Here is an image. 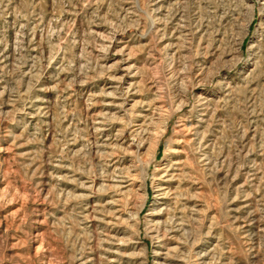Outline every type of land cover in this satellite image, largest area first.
Instances as JSON below:
<instances>
[{
  "label": "rangeland",
  "instance_id": "1",
  "mask_svg": "<svg viewBox=\"0 0 264 264\" xmlns=\"http://www.w3.org/2000/svg\"><path fill=\"white\" fill-rule=\"evenodd\" d=\"M163 261L264 264V0H0V264Z\"/></svg>",
  "mask_w": 264,
  "mask_h": 264
},
{
  "label": "bare ground",
  "instance_id": "2",
  "mask_svg": "<svg viewBox=\"0 0 264 264\" xmlns=\"http://www.w3.org/2000/svg\"><path fill=\"white\" fill-rule=\"evenodd\" d=\"M174 44V43H173ZM3 59V58H2ZM135 105V104H134ZM144 123V122H142ZM139 125V124H138ZM196 125V124H195ZM142 126V125H141ZM182 129V128H181ZM185 129V128H184ZM202 132V131H201ZM183 159V158H182ZM186 160V159H185ZM182 161V160H181ZM180 161V162H181ZM170 165V164H169ZM181 163L179 162H176L175 161V165L173 166V164L166 168V170H164V172H161L160 174V178L162 180V183H159L157 186V191H158V194L161 196V197H165L168 193V191L170 190V187H171V181H173L175 179V177H179L180 176V173H178L177 171L180 170V167ZM180 167V168H179ZM182 170V169H181ZM122 172V171H121ZM186 172V171H185ZM116 174V173H115ZM118 174V173H117ZM183 175V174H182ZM115 178L112 179V183L111 185L113 187H115L116 189L119 190V192L122 194V193H125L126 191H128V187H130V185L133 183V178L132 176H130V174H122L120 173V175H116L114 176ZM176 178V179H177ZM164 181V182H163ZM176 188V187H175ZM169 189V190H168ZM168 190V191H167ZM171 196V195H170ZM117 199L114 197L113 200H110V203L114 204V202L116 201ZM181 200V199H180ZM176 202V201H175ZM116 204V203H115ZM95 209V208H94ZM99 209V208H98ZM97 209V210H98ZM159 209V208H158ZM161 209H163L161 207ZM96 210V209H95ZM120 210V209H119ZM119 210H115L114 211V214L113 216L115 217L114 219H110L107 221V224L111 223V224H117V222H119L120 219H122V216L118 215V211ZM100 213V212H99ZM104 213V212H103ZM87 214V213H86ZM109 215V214H108ZM86 217V216H85ZM87 219V218H86ZM99 220V218H97ZM103 220V219H102ZM104 221V220H103ZM181 221V220H180ZM184 222V221H183ZM106 224V223H105ZM120 227V226H119ZM173 230V229H172ZM117 236V235H116ZM122 236V235H121ZM170 236V235H169ZM111 237V236H110ZM106 238V237H105ZM112 238H113V235H112ZM108 240V239H107ZM120 241V240H119ZM114 242V241H113ZM111 243V242H110ZM117 243V242H116ZM121 244V243H120ZM169 248V247H168ZM166 252V251H165ZM169 252V251H167ZM160 253V254H159ZM158 254L161 255L162 252H159ZM165 254V253H164ZM167 254V253H166ZM166 256V255H165ZM178 258V257H177ZM115 259V258H114ZM113 260V259H112ZM165 261H163L162 264H167V263H164ZM143 264V263H142ZM158 264H160L158 262Z\"/></svg>",
  "mask_w": 264,
  "mask_h": 264
}]
</instances>
